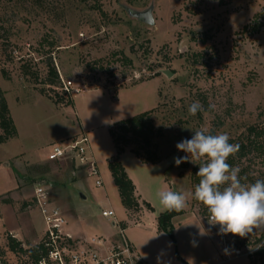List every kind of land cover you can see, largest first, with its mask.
Wrapping results in <instances>:
<instances>
[{"label":"rangeland","instance_id":"1","mask_svg":"<svg viewBox=\"0 0 264 264\" xmlns=\"http://www.w3.org/2000/svg\"><path fill=\"white\" fill-rule=\"evenodd\" d=\"M146 14L150 23L138 18ZM0 26V89L20 129L19 139L0 144V264L30 261L10 251V236L26 249L44 239L46 225L34 191L43 187L56 200L53 182L62 165L37 162L59 139L82 128L102 186L88 176L84 183L63 186V204L86 237L80 241L105 237L111 222L102 212L111 210L115 220L127 223L128 239L149 264H250L256 249L238 247L239 236L219 234V225H209L202 213L206 207L195 199L174 221L175 246L158 231V218L168 211L158 192L194 191L199 165L177 167L173 160L186 155L175 145L194 130L227 133L229 143L247 146L250 128L264 131V0H0ZM49 65L58 73L56 85L49 84ZM70 81L86 93H66ZM194 101L203 110L191 116ZM149 111L163 132L153 148L159 163L143 164L130 149L121 157L154 209L136 223L126 219L109 170L116 156L110 129ZM260 143L264 148V135ZM238 153L235 167L254 182L263 179L264 149L250 147L241 160ZM63 163L77 170L71 160ZM24 224L26 237L22 230L12 232ZM262 236L264 231L248 235L253 242Z\"/></svg>","mask_w":264,"mask_h":264},{"label":"clouds","instance_id":"2","mask_svg":"<svg viewBox=\"0 0 264 264\" xmlns=\"http://www.w3.org/2000/svg\"><path fill=\"white\" fill-rule=\"evenodd\" d=\"M202 110L199 101L188 107L191 116ZM193 133L191 138L177 142L176 149L186 155L173 160L177 167L185 162L198 164L199 182L194 191H159L160 204L168 211H180L195 199L207 208L209 225H219L221 235L244 238L264 231V179L241 182L240 169L227 162L238 152L239 145L229 143L227 133L213 135L206 128ZM200 234H206L205 230L200 228Z\"/></svg>","mask_w":264,"mask_h":264},{"label":"trees","instance_id":"3","mask_svg":"<svg viewBox=\"0 0 264 264\" xmlns=\"http://www.w3.org/2000/svg\"><path fill=\"white\" fill-rule=\"evenodd\" d=\"M254 31L258 32L259 27L255 28ZM49 69V84L56 85L60 81L58 73L51 65H49ZM59 101V103H62L61 99H59ZM67 105L71 104L67 103ZM152 114L153 112L149 111L132 118L116 122L110 129V136L116 148V156L109 160V170L118 189L122 205L127 212L129 220L133 221L135 219L136 223L140 222V216L144 211L154 212V209L150 203L142 200V198L138 195L137 187L122 164L121 157L124 153H126L127 149H130V152L143 164L156 165L159 163L160 160L153 148L155 147V139L162 137L163 132L161 129H156ZM249 132L250 138L252 139L253 136V139L248 146L243 143L239 145V153L237 152V156L240 160L249 153L250 147H253L257 152L264 149L260 143V139L263 137L264 131L250 128ZM17 135L18 132L11 117L5 94L0 89V144H5L15 139ZM230 143L235 144L234 142ZM235 156L236 155L230 156L227 161L233 167H235L236 163ZM196 172L197 170H195V175ZM239 175L242 183L254 182L250 176L246 175V170H241ZM199 179L200 178L197 176L196 181L199 182ZM6 203L10 202L6 201ZM202 213L205 215V218L208 219L209 214L207 208H205ZM181 215H183L182 210L166 211L159 216L157 222L158 231L170 236L175 246L176 241L173 235L174 227L172 222L174 218ZM238 247H252L256 249V251L248 257L250 264H264V236L254 242L252 241V238L246 236L245 238L239 239ZM8 248L12 252H20L28 255L30 261L34 262H37L41 258L48 255V252L42 242L37 246L26 249L23 247L21 242L12 236L8 238ZM176 256L179 258L177 249ZM136 264L147 263L138 260Z\"/></svg>","mask_w":264,"mask_h":264},{"label":"built area","instance_id":"4","mask_svg":"<svg viewBox=\"0 0 264 264\" xmlns=\"http://www.w3.org/2000/svg\"><path fill=\"white\" fill-rule=\"evenodd\" d=\"M64 90L66 93L72 90L86 93L75 88L72 81L64 84ZM66 160H71L78 168L83 169L88 178H94L97 187L102 186L99 170L90 154V140L86 132L52 146L48 161ZM34 203L46 225L42 243L48 255L37 262L29 261L28 264H136L138 261L125 229L117 222L114 224L118 229L116 240L108 243L102 237H95L83 243L65 232L67 221L62 211L52 204L50 194L45 188L39 186L35 189ZM102 216L107 219L116 217L113 211H104Z\"/></svg>","mask_w":264,"mask_h":264},{"label":"crops","instance_id":"5","mask_svg":"<svg viewBox=\"0 0 264 264\" xmlns=\"http://www.w3.org/2000/svg\"><path fill=\"white\" fill-rule=\"evenodd\" d=\"M9 105V104H8ZM10 110V109H9ZM11 112V111H10ZM12 119H13V117H12ZM13 121H14V123H15V126H16V129H17V132H18V135H17V137L15 138V140L16 139H19L20 138V129H19V126H18V124H17V122L13 119ZM82 132H86L85 131V129H81V131L79 132V133H75V134H71V135H69V136H67V137H65V138H61V139H59L60 141H63V140H67V139H69V138H73V137H75V136H77V135H79L80 133H82ZM87 133V132H86ZM59 141V142H60ZM8 143V142H7ZM54 144H56V143H54ZM5 145V144H4ZM53 145V144H52ZM125 154V153H124ZM123 154V155H124ZM122 155V156H123ZM22 155H17V156H15V159H19L20 157H21ZM23 157V156H22ZM94 159V158H93ZM38 163V165H40V164H44V163H47L48 165H50L51 166V164L52 163H55V162H49L48 161V157L45 155V156H43V157H41V159H40V161H38L37 162ZM60 164L62 165L61 166V171H58V172H55V177H54V182H53V184H54V186H55V188H57V190H58V194H57V198H56V200H51V202H52V204L54 205V206H56V207H58L61 211H62V214H63V216L65 217V219H66V221H67V226H66V228H65V232L68 234V235H70L73 239H75V240H86L85 238L86 237H83L80 233H79V231H78V229H77V226H76V223L78 222L77 221V217L74 215H72V213H71V211L66 207V205H64L63 203H64V200H63V198H61V191H64V188H63V186H64V184H73V185H75L76 184V182H78V181H80V182H83L84 183V181H85V179H87V174H86V172L83 170V169H80V168H78L77 167V170L76 171H73V172H71V171H69L66 167H65V165L64 164H66V163H63V161L62 162H60ZM49 169V168H48ZM49 171V170H48ZM51 171V170H50ZM48 173V172H47ZM132 178V180H133V182L135 183V185H136V187H137V193H138V195L142 198V200L145 198V197H143V195H141L139 192H138V185L136 184V182H135V180L133 179V177H131ZM166 179V178H165ZM19 181V180H18ZM18 181H17V184H16V190L19 188V184H18ZM0 182H1V178H0ZM1 183H0V190H1ZM0 194L2 195V194H4V193H1V191H0ZM145 200V199H144ZM147 201V200H146ZM109 211H111V210H109ZM40 213V212H39ZM143 214H144V212H143ZM184 215V214H183ZM183 215H181V217L183 216ZM126 219L128 218L129 219V217H128V215H127V212H126ZM143 218V217H142ZM105 219H107V218H105ZM176 219H178V217H176V218H174L173 219V227H174V221L176 220ZM142 220V219H141ZM109 221L111 222V228H108L107 230H105V232H104V236L105 237H102V238H104V239H106L107 240V242L109 243V242H111V241H114V240H116L117 238V234H118V229H117V227L116 226H114V224L117 222L119 225H121V223H123V224H125V225H127V223H124V222H118L117 220H115V219H109ZM128 221V220H127ZM129 221H131V220H129ZM131 222H133V221H131ZM23 227H21V226H17L15 229H13V228H11V230H13L12 232H17V231H19V230H22L23 231V236L24 237H26V231H27V229H28V225L27 224H24V225H22ZM30 226V228H32V225L30 224L29 225ZM127 227H128V225L126 226V229H125V231H127ZM116 229V230H115ZM128 238V237H127ZM129 240V239H128ZM130 241V243H131V245H132V248H133V251H134V253H135V256H136V258H137V260H141V261H143V262H145V263H147L144 259H143V257H142V255L140 254V252H139V250L137 249V247L135 246V244L133 243V242H131V240H129ZM147 264H149V263H147Z\"/></svg>","mask_w":264,"mask_h":264},{"label":"water","instance_id":"6","mask_svg":"<svg viewBox=\"0 0 264 264\" xmlns=\"http://www.w3.org/2000/svg\"><path fill=\"white\" fill-rule=\"evenodd\" d=\"M138 18H141V19H145L148 23L151 22V18L149 16V14H146V15H139Z\"/></svg>","mask_w":264,"mask_h":264}]
</instances>
